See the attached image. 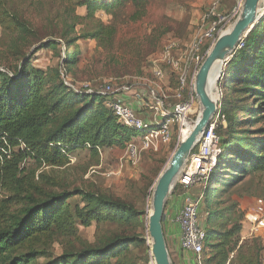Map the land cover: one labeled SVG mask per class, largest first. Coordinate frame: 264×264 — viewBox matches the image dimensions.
I'll return each mask as SVG.
<instances>
[{
    "label": "trees",
    "instance_id": "1",
    "mask_svg": "<svg viewBox=\"0 0 264 264\" xmlns=\"http://www.w3.org/2000/svg\"><path fill=\"white\" fill-rule=\"evenodd\" d=\"M147 1L76 0L74 6L84 8L85 18L93 19L99 11L113 15L130 4L134 10L130 19L136 22L144 16ZM2 19L0 24L15 35L10 53L18 63L0 71V192L7 194L0 197V264L145 262L148 249L137 232L143 214L131 203L79 188L43 191L22 167L24 159L39 167H62L75 152L123 149L144 133L120 124L103 96L74 91L60 76L62 72L66 77L78 63L77 54L67 52L69 47L79 39L110 47L118 32L116 23H99L92 32L73 37L82 19L74 15L72 24L63 21L59 36L38 41L28 53L25 47L37 35L30 24L5 13ZM243 44L227 61L218 82L222 92L219 117H224V125L220 122L215 129L220 154L207 178L202 203L208 211L205 222L222 220L227 228L205 226L203 264H260L255 242L239 244L236 205L217 207L225 188L248 175L264 173V15L243 37ZM61 46L63 56L55 74L33 66L39 51ZM27 187L34 193L26 191ZM178 188L174 187L170 198L178 194ZM107 222L124 230L101 243L75 248L71 241L77 240L80 228ZM61 240L67 241L66 246L56 253L55 245ZM135 250L141 254L135 256Z\"/></svg>",
    "mask_w": 264,
    "mask_h": 264
},
{
    "label": "rangeland",
    "instance_id": "2",
    "mask_svg": "<svg viewBox=\"0 0 264 264\" xmlns=\"http://www.w3.org/2000/svg\"><path fill=\"white\" fill-rule=\"evenodd\" d=\"M75 1L0 0V21L3 20L5 13L15 15L30 24L37 35L29 39L31 46L25 47L28 53L29 50L30 53L33 52L38 41L50 35L59 36L64 30L63 21L66 20L68 24H72L74 15L82 19L75 27L73 37L92 32L99 23L106 25L114 21L118 32L110 47L99 46L96 41L90 39H79L69 47L67 52H75L78 63L70 68L66 76L67 83L77 90L85 88L86 85L98 86L109 81L118 86L128 83L131 86V92L136 91L133 93L135 95L139 94V91L146 93L147 86L154 85L151 75L152 63L158 60L164 44L172 40L179 44L188 43L197 26L200 25L201 17L207 13L212 2V0H148L144 16L133 22L130 16L134 10L130 4L119 8L113 15L111 12L99 11L93 19H87L85 9L75 7ZM234 4V0H223L220 12L229 13ZM14 37V34L0 24V71L7 70L9 66L14 67L18 63L17 56L10 53V44ZM62 50L63 46L39 51L33 57V66L49 74H55L61 64ZM162 69L165 78L157 85L161 88V93L166 96L164 99L166 105H171L177 82L169 68L163 66ZM215 88H218V84ZM135 95L133 100L136 99ZM130 107L135 109L132 104ZM148 122L153 124L154 120L150 118ZM182 134V130L174 126L169 143L156 141L148 149L139 147L135 164L128 160L126 148L137 137L123 149H103L97 154L87 149L75 152L70 155V162L62 167H39L29 159L23 160L22 167L29 174L28 176L33 174L36 184L43 191L58 193L63 189L79 188L131 203L143 214L142 224L137 232L144 238L145 247L148 249L146 256L144 255L146 261L138 264H152L150 239L147 232L148 217L151 214V196L160 174L167 167L183 139ZM176 185L177 181L174 187ZM201 189L195 187L190 190V193L195 196ZM26 191L34 193L28 187ZM178 193H183L180 188ZM221 194L222 197L217 206L220 207L219 209L226 208L229 204V206L236 205L235 215L239 218L238 224L241 226L239 244L255 242L260 249V264H264V244L260 240L246 237L247 230L243 224L245 213L256 207V201L261 199L264 203V173L248 175L241 182L225 188ZM5 195H7L6 192H0L1 198ZM75 201L79 202L77 199ZM207 214L208 211H205L202 203L199 210V223L203 229L208 225L205 222ZM221 224H224V221L213 222L208 226L219 225L220 228L222 226L227 228L226 225ZM122 229L124 230L123 227L108 222L92 223L88 228H80L77 240L71 242L75 248L85 244H98L119 234ZM66 242L61 240L59 244H56L55 252L60 253L66 246ZM133 254L139 256L141 251L135 250ZM111 262L113 263L114 260L112 259Z\"/></svg>",
    "mask_w": 264,
    "mask_h": 264
},
{
    "label": "built area",
    "instance_id": "3",
    "mask_svg": "<svg viewBox=\"0 0 264 264\" xmlns=\"http://www.w3.org/2000/svg\"><path fill=\"white\" fill-rule=\"evenodd\" d=\"M222 2L223 0H212L207 13L201 17L200 25L197 26L188 43L179 44L174 40L168 41L164 44L158 60L152 63L151 75L155 86H147L145 98L142 99L144 109L155 116L153 124L142 119L130 107L128 99L131 96V86L128 83L118 86L109 81L98 86L86 85L85 88L77 90L67 83V78L60 72L65 85L74 91L84 90L87 93L103 96L106 108L112 112L120 124L144 132L127 145L126 155L132 164L137 161L139 147L148 149L156 141L169 143L174 126L182 132L185 130L189 132L195 125L199 112V104L194 94L195 74L215 40L237 17L244 0H234V7L226 14L220 12ZM243 45L242 38L237 49L242 48ZM163 66L171 70L177 82L171 105H166L164 101L166 96L161 93V88L157 85L165 78ZM213 95L217 101V114L203 132L195 147V153L191 154L177 179V185L184 197L182 208L175 218L181 231L179 244L183 252L193 255L196 264L204 262L202 252L205 231L199 223L203 187L220 154V141L215 134V129L220 122L224 125V117H219L222 92L215 88ZM195 187L202 189L194 196L190 190ZM255 205L254 209L245 213L243 223L247 230L245 235L248 238L260 240L264 244V203L259 199ZM151 262L154 264L153 260Z\"/></svg>",
    "mask_w": 264,
    "mask_h": 264
},
{
    "label": "water",
    "instance_id": "4",
    "mask_svg": "<svg viewBox=\"0 0 264 264\" xmlns=\"http://www.w3.org/2000/svg\"><path fill=\"white\" fill-rule=\"evenodd\" d=\"M264 15V0H244L231 25L215 40L194 77V94L199 104L198 118L193 128L181 140L167 167L160 174L151 196V214L148 217L150 255L154 264H172L163 231L164 208L174 185L200 137L217 114V101L212 98L222 69L245 37ZM215 65L219 66L214 88L209 90L208 81Z\"/></svg>",
    "mask_w": 264,
    "mask_h": 264
},
{
    "label": "crops",
    "instance_id": "5",
    "mask_svg": "<svg viewBox=\"0 0 264 264\" xmlns=\"http://www.w3.org/2000/svg\"><path fill=\"white\" fill-rule=\"evenodd\" d=\"M135 92H131V96H129L128 102L135 106L134 110L142 119H144L145 121H148V119L150 118L155 120L154 114L150 113L143 107L142 97L145 96V93L139 91V94L135 95L133 94ZM134 95L136 97L135 100H133ZM183 201L184 197L179 193L169 199V203L164 209V237L166 241L167 251L172 264H196L193 255L183 252L179 244L181 231L179 226L175 222V218L182 208Z\"/></svg>",
    "mask_w": 264,
    "mask_h": 264
},
{
    "label": "bare ground",
    "instance_id": "6",
    "mask_svg": "<svg viewBox=\"0 0 264 264\" xmlns=\"http://www.w3.org/2000/svg\"><path fill=\"white\" fill-rule=\"evenodd\" d=\"M218 72H219V66L215 65V67L212 69L211 73H210V77H209V81H208V88L209 90H212L216 81V78L218 76ZM213 99H215L214 96H212ZM188 134V131L185 130L183 131V138Z\"/></svg>",
    "mask_w": 264,
    "mask_h": 264
}]
</instances>
